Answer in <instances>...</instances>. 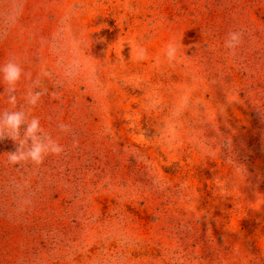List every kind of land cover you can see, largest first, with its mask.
<instances>
[{"label": "rangeland", "instance_id": "374dc122", "mask_svg": "<svg viewBox=\"0 0 264 264\" xmlns=\"http://www.w3.org/2000/svg\"><path fill=\"white\" fill-rule=\"evenodd\" d=\"M13 57L64 151L0 141V264H264V0H0Z\"/></svg>", "mask_w": 264, "mask_h": 264}, {"label": "clouds", "instance_id": "9594fccd", "mask_svg": "<svg viewBox=\"0 0 264 264\" xmlns=\"http://www.w3.org/2000/svg\"><path fill=\"white\" fill-rule=\"evenodd\" d=\"M243 39V32L240 30L230 31L224 42V47L235 55L236 50ZM179 49L175 43H169L165 49L164 56L169 64L178 60ZM147 58L146 50L140 49L138 59ZM26 73L21 63L16 58H9L0 64V82L5 85L4 95L7 104L12 110L0 111V141L10 138L16 142L17 147L14 152L7 153L8 163L12 166L32 164L39 166L48 155H60L64 148L50 134L41 128L38 117L29 118V113L21 106L18 107L17 84ZM52 75L48 70H43L41 77L50 78ZM42 79L33 81L32 87L25 94V103L30 107H35L40 98L47 93V89L42 87ZM22 126L23 131H22ZM58 128L62 132H70L68 125L59 124ZM75 142V141H74Z\"/></svg>", "mask_w": 264, "mask_h": 264}]
</instances>
